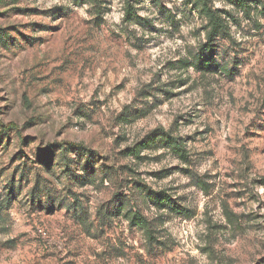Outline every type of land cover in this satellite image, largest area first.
<instances>
[{
    "label": "rangeland",
    "instance_id": "374dc122",
    "mask_svg": "<svg viewBox=\"0 0 264 264\" xmlns=\"http://www.w3.org/2000/svg\"><path fill=\"white\" fill-rule=\"evenodd\" d=\"M207 5L213 40L198 0H0V264H264V0Z\"/></svg>",
    "mask_w": 264,
    "mask_h": 264
},
{
    "label": "trees",
    "instance_id": "16d2710c",
    "mask_svg": "<svg viewBox=\"0 0 264 264\" xmlns=\"http://www.w3.org/2000/svg\"><path fill=\"white\" fill-rule=\"evenodd\" d=\"M199 6L198 9L200 13L204 16L205 21L208 24L209 30V38L215 39L218 33L223 32L225 29H227V22L224 17H222V12L218 11L216 9H213L212 7H209L207 5V2L209 0H198ZM233 2L234 0H230ZM2 128L5 129H12L14 128L12 125H2ZM161 132L159 134L152 133L148 137L147 142H140L136 144L132 150H130L128 153L130 154H136V151L140 149L141 147H146L150 143H154L155 140L160 137ZM161 139L166 141L167 144L173 149V151L179 156L180 159H186L187 158V151L185 149V145L183 144L182 140L179 138L172 137L170 134H162ZM70 147L73 149V152L76 153H83L85 151L82 147L78 145H70ZM85 155V154H83ZM40 160H43V157L40 156ZM43 162V161H42ZM41 163V162H40ZM39 167H42L41 164H39ZM80 164L79 162H74V160L68 159L66 154L62 152L61 155L55 156L53 159V162L51 164L45 165V171L48 175H53V178L58 182L60 179H66L69 181L76 180L78 181V176H76V172L79 171ZM43 170V169H41ZM76 171V172H75ZM36 180V191H33L29 194V197L32 199L40 198V193L45 191L48 194L49 190L46 189L45 181L40 180L39 176L34 177ZM145 199L147 201H150L153 203V206L156 210H164L166 205L169 203L170 198L162 191V192H152L148 191L145 192ZM116 200H120L117 198ZM125 203H122L121 206L114 207L108 214L107 217H110L111 215L114 216H120L122 215L123 211V205L126 204L129 208H127L126 213L124 214V218H126L129 222V225L132 227H137L140 230H142L144 233H146L147 236L150 238H153L152 235V226L151 221L143 214V212L140 210L138 206H130V202L127 200H124Z\"/></svg>",
    "mask_w": 264,
    "mask_h": 264
}]
</instances>
